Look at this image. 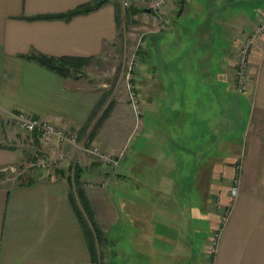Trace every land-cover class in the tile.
I'll return each mask as SVG.
<instances>
[{
    "label": "crops",
    "instance_id": "1",
    "mask_svg": "<svg viewBox=\"0 0 264 264\" xmlns=\"http://www.w3.org/2000/svg\"><path fill=\"white\" fill-rule=\"evenodd\" d=\"M90 1L0 0V119L22 110L76 131L80 141L122 153L105 169L98 159L78 158L80 149L72 145L35 136L49 155L63 148L70 168L59 162L52 171L40 168L26 181L0 185V264H92L72 204L74 165L112 264H206L218 203L228 204L230 214L211 264H264V34L249 48L241 91L234 80L236 48L263 17L264 0L170 1L167 29L143 34L137 49L132 81L140 97L161 103L148 105L160 113L143 107L141 122L134 113H115L116 87L85 71L102 64L113 69L118 59L129 22L117 0L70 18H36ZM38 54L75 59L71 72L48 69ZM166 86L171 95L163 106ZM121 122L127 130L118 137ZM106 133L115 136L112 146ZM9 147L0 146V166L21 160ZM238 166V192L231 197ZM104 177L101 187L94 185Z\"/></svg>",
    "mask_w": 264,
    "mask_h": 264
},
{
    "label": "rangeland",
    "instance_id": "2",
    "mask_svg": "<svg viewBox=\"0 0 264 264\" xmlns=\"http://www.w3.org/2000/svg\"><path fill=\"white\" fill-rule=\"evenodd\" d=\"M119 5H121V0H117ZM144 3V2H143ZM139 7H141V5H138ZM122 7V5L120 6V8ZM130 8V7H129ZM128 8H124L121 9L123 18L125 19V13L127 11ZM143 11V10H142ZM199 11H193V14H196ZM200 13V12H199ZM171 14V13H170ZM127 20V19H126ZM129 24L125 23V35L124 33L122 34V36L119 39V46H120V52L118 54V59L116 60V62L113 63V69H107L108 64H102V69H100V67H95L93 65H91L90 67H88L87 71L89 75L93 76V77H97L100 76V74L102 75L101 78H104V80L107 81H111L112 86L116 87V91L118 93V97L120 98L118 100V104L116 105L115 109L116 112L115 113H122L124 116L127 115V113H131L133 114V110L129 104V100H128V95H127V89H126V75L128 72V66L130 65V63H132V66L135 65L134 70L132 69V74L136 71L139 70L138 66H139V53L137 52V49H141L142 47V37L143 34L145 35V33H149L152 32L154 30L156 31H162L165 30L167 28H164L162 30H157V26L155 23H153L152 19L150 16H146V12H137L136 14L132 15V17H130V21H128ZM170 23V21H169ZM127 27H129L130 29H134L132 31H134V35H132L131 33H127ZM133 27V28H132ZM218 38H216L217 40ZM208 43L209 46L210 44H215L214 42L211 41V39H208ZM141 51V50H140ZM141 56V55H140ZM83 71V72H85ZM131 72V70H130ZM192 73H194V71H191ZM136 85L137 91L140 94V87L137 85L136 82H133ZM139 84V83H138ZM169 88L163 87L162 93H161V98H163V106H166L168 104V100L166 99L165 94L168 93V96L171 95L170 92H168ZM122 98V99H121ZM153 98V97H152ZM152 98H148V97H140L141 99V109L143 112V107H144V113H160L159 110V105L161 103H158L160 101H153L151 100ZM167 100V101H165ZM154 104H157V109L156 112L150 111L148 109V105L153 106ZM165 113V112H163ZM134 116V114H133ZM132 116V119H134V117ZM14 123L12 121H10V119L8 118V120L6 119H0V146H10V147H15L18 151L21 152V160L20 162H16L10 165H2L0 166V185H14L23 181H26L27 179H29V175H33L41 173V169L39 166H37V162L42 163V162H47L50 163L51 165H48L46 167V171H48L50 168V171H52L54 166H57L60 163H68L67 164V168H70V163L72 158H70L68 161L67 159H65L66 155H64V157H60L61 153H63L61 150H64L63 148L60 149V153H59V149L56 150V153L50 154L47 151L41 150L42 148L38 145L39 143L36 142L35 135L33 133H28V132H24L23 130H17L15 128V125H13ZM119 130V133L115 134L118 137H120L119 134H123L126 132L127 127H126V122L122 124V122L119 124V127H116ZM102 137L105 138L106 143L110 142L112 138H114L115 136H111L110 133H106V134H102ZM78 142L80 144H82L85 147H88L89 145H91L90 142L85 143L84 141H80L78 140ZM142 140L139 141L138 147L141 148L142 146ZM94 145V144H93ZM112 146V144H108V146ZM63 146V145H62ZM101 153H105V154H109L112 155V157L114 159H119L121 157V152L118 153H113L110 151H106V150H102L98 145H95ZM78 151V150H77ZM76 151V152H77ZM78 152H80L78 154V158H84L86 160V155L87 153L79 150ZM65 153V152H64ZM86 153V154H85ZM38 154V155H37ZM118 154V155H117ZM89 158H91L90 155H88ZM100 163V162H99ZM103 164V163H102ZM47 165V164H45ZM101 165V164H100ZM103 167L105 169L109 168L107 167L106 164H103ZM237 175V167H236V174L234 175L233 179H232V184H233V180ZM103 183H105V177L103 179V181L100 182V180H97L94 182V185L97 187H101L103 185ZM232 186V185H231ZM220 210V209H219ZM106 243V244H105ZM99 252H101V257H100V261L97 262V264H112L111 263V247L110 245L107 246V241L104 237V235H102V241L98 247ZM140 248H136V250H139ZM137 252V251H136ZM99 258V256H98ZM211 257L209 255L206 254V264H211L210 262ZM103 261V262H102ZM129 264H137L134 262H129Z\"/></svg>",
    "mask_w": 264,
    "mask_h": 264
},
{
    "label": "built area",
    "instance_id": "3",
    "mask_svg": "<svg viewBox=\"0 0 264 264\" xmlns=\"http://www.w3.org/2000/svg\"><path fill=\"white\" fill-rule=\"evenodd\" d=\"M172 0H121L122 9L129 8L132 6L141 5L143 11L149 9V12H146V16H150L153 23L156 24L157 30H162L167 28L169 25V16L171 7L169 2ZM144 2V3H143ZM156 31V30H155ZM264 34V15L256 23H254L248 32L245 35L243 41L236 48L235 52V66H234V80L237 91H241L243 86L246 84L248 79V67H247V57L249 48L252 46L254 39L259 38ZM132 63L128 66V72L126 75V89L129 104L133 110V113L136 117L137 122H141L142 109H141V99L137 91L136 85L133 83V74L132 69L134 70ZM131 70V72H130ZM17 130H23L24 132L33 133L40 141L43 143H49L50 141L56 139L62 145H72L77 149H80L90 155L92 158L100 160L103 164H106L108 167L114 165L117 162V159H114L112 155L101 153L100 150L93 144L88 147L83 146L78 142L77 132L74 130L59 128L52 122L32 116L25 111L18 110L12 113L9 117ZM66 153H61L60 157H64ZM47 164V165H45ZM50 163L43 162L40 163V168L46 169ZM239 174L240 167H237V175L233 180V184L230 187V196L234 197L238 192L239 184ZM217 209H220L221 214L219 216V226L212 232L209 245L207 247L206 254L212 257L216 252L217 242L219 237V230L221 224L227 220L230 214V206L215 204Z\"/></svg>",
    "mask_w": 264,
    "mask_h": 264
},
{
    "label": "trees",
    "instance_id": "4",
    "mask_svg": "<svg viewBox=\"0 0 264 264\" xmlns=\"http://www.w3.org/2000/svg\"><path fill=\"white\" fill-rule=\"evenodd\" d=\"M105 2H107V0H91L90 2L79 5L78 7L64 14L41 15V16H36V18H44V19H50V18H56V17L70 18L76 14L88 13L98 8ZM142 10L143 8L139 6H132L128 8L125 13V19H127V21H130V17H132V15L136 14L137 12H141ZM119 14L120 12H118V16ZM35 58L43 66L47 67L48 69L52 71L60 73V74L70 73L71 72L70 67L72 66L71 62L75 60V59H70V58H53V57H48L46 55H40V54L36 55ZM111 104L112 103L109 102L108 106H106V108L104 109V113H107L109 111V107ZM9 148H13V147H9ZM71 182H72L71 183L72 204L78 215L80 225L82 229H84L86 232L88 250L91 255L90 261L92 264H97V262L100 261V257H101V252H99L98 247L102 241L103 234L97 227H95L93 220L90 218V209L88 206V201L85 197L84 192L79 188L80 178H79V173L77 171L76 165L73 166Z\"/></svg>",
    "mask_w": 264,
    "mask_h": 264
},
{
    "label": "water",
    "instance_id": "5",
    "mask_svg": "<svg viewBox=\"0 0 264 264\" xmlns=\"http://www.w3.org/2000/svg\"><path fill=\"white\" fill-rule=\"evenodd\" d=\"M146 10V12H149V9L147 8V9H145Z\"/></svg>",
    "mask_w": 264,
    "mask_h": 264
}]
</instances>
